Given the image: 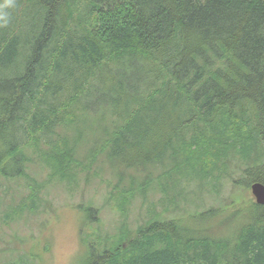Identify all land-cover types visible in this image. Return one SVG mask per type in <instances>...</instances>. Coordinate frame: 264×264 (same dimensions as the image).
I'll use <instances>...</instances> for the list:
<instances>
[{
	"label": "trees",
	"instance_id": "obj_1",
	"mask_svg": "<svg viewBox=\"0 0 264 264\" xmlns=\"http://www.w3.org/2000/svg\"><path fill=\"white\" fill-rule=\"evenodd\" d=\"M106 151L119 175L146 177L108 194L123 222L83 233V264H264V206L246 196L264 185V0H0V176L28 181L31 154L73 191ZM225 180L223 207H205ZM154 185L161 211L131 228L128 208ZM38 201L33 188L27 210ZM78 209L85 228L98 221L92 203Z\"/></svg>",
	"mask_w": 264,
	"mask_h": 264
},
{
	"label": "rangeland",
	"instance_id": "obj_2",
	"mask_svg": "<svg viewBox=\"0 0 264 264\" xmlns=\"http://www.w3.org/2000/svg\"><path fill=\"white\" fill-rule=\"evenodd\" d=\"M103 113L105 112L98 110L95 114H89V123L93 129L88 131L82 147L79 144L75 153L76 159L80 162H84L89 149L94 147L92 144L99 137L100 132L94 129L102 126L100 118ZM108 127L111 133L114 123L112 122ZM30 157L32 160L27 168L30 177L28 181L19 177L5 179L0 176V264H15L22 258L26 264H83L87 249L83 233L93 235L88 237L91 242L95 240L96 232L99 231L102 236H111L123 222L119 214L111 210L107 204L108 194L118 185L119 188L128 190L132 184L131 178L142 181L146 174L136 172L131 167L124 172L125 177L119 175L118 167L108 162L109 155L106 151L96 158L91 178H87L84 174L80 176V170L77 171L76 176L80 178L79 185L70 191L66 184L58 179L50 180V170L36 162L31 154ZM232 160L231 163L229 162V168L233 164L234 170L235 161ZM158 165L155 164L150 169L153 174L156 173L155 176L160 170ZM225 181L219 185L214 184L217 189L221 185L220 194L212 197L206 195L205 207L211 205L223 207V201L232 194L230 182ZM33 188L38 193L39 205L38 209L31 213L27 210V206ZM244 196L242 194L241 199ZM246 196L253 199L251 190L247 191ZM160 198L161 195L155 185L148 189L146 197L137 195L128 208L127 222L130 227L136 228L146 220L151 206H155L156 211L160 212L157 205ZM89 202L98 210L96 215L98 221L95 220L96 223L93 222L92 227L87 229L84 227V216L87 212L78 209V205ZM9 206L12 209L22 207L24 210L22 217L20 216L16 222L5 224L3 218ZM230 213L231 210L228 209L222 212L218 220L220 225L228 222Z\"/></svg>",
	"mask_w": 264,
	"mask_h": 264
},
{
	"label": "water",
	"instance_id": "obj_3",
	"mask_svg": "<svg viewBox=\"0 0 264 264\" xmlns=\"http://www.w3.org/2000/svg\"><path fill=\"white\" fill-rule=\"evenodd\" d=\"M250 190L255 203L264 206V185L260 183L253 184Z\"/></svg>",
	"mask_w": 264,
	"mask_h": 264
},
{
	"label": "bare ground",
	"instance_id": "obj_4",
	"mask_svg": "<svg viewBox=\"0 0 264 264\" xmlns=\"http://www.w3.org/2000/svg\"><path fill=\"white\" fill-rule=\"evenodd\" d=\"M77 93V92H76ZM56 111V110H55Z\"/></svg>",
	"mask_w": 264,
	"mask_h": 264
}]
</instances>
